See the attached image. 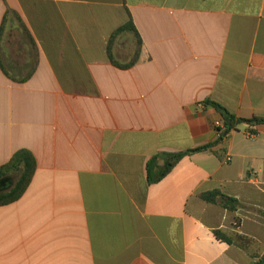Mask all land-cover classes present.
I'll list each match as a JSON object with an SVG mask.
<instances>
[{
    "label": "crops",
    "instance_id": "obj_1",
    "mask_svg": "<svg viewBox=\"0 0 264 264\" xmlns=\"http://www.w3.org/2000/svg\"><path fill=\"white\" fill-rule=\"evenodd\" d=\"M6 9L2 66L30 76L0 69V166L27 149L36 170L0 206V264H254L264 0H0V29ZM127 13L140 49L113 35ZM205 100L232 117L220 141Z\"/></svg>",
    "mask_w": 264,
    "mask_h": 264
},
{
    "label": "trees",
    "instance_id": "obj_2",
    "mask_svg": "<svg viewBox=\"0 0 264 264\" xmlns=\"http://www.w3.org/2000/svg\"><path fill=\"white\" fill-rule=\"evenodd\" d=\"M11 15H13V12L10 9H6L3 20H2L1 29H0V38L2 35V27L4 26L8 16H11ZM127 15H128L127 22L123 26H121L119 29H117L113 35H117L123 31L132 32L136 38L138 48L140 49L142 42L140 40V37H139L137 31L135 30V28L133 26V23H132L128 13H127ZM27 38L33 44L30 37L27 36ZM10 40H12V37L9 36L8 37V43H10ZM107 51H108V56H109L110 62L114 66H116L117 68L127 69L135 63L136 59L130 63L125 64V65H120L112 59V56L110 54V48H108ZM136 55H138V51H137ZM0 69L6 77H8L9 79H11L13 81H17V82H25V80L27 78H29V76H30V75H28L24 79L15 80L13 77H11V75L7 72V70L2 66L1 60H0ZM203 104L206 107L214 108L215 110H217L222 115L224 130L222 131L220 137L217 139V141H220L226 135L227 131L231 129V125H228V122L229 121L232 122V117L230 115L222 114L221 112L223 111V108L214 101L205 100L203 102ZM248 122H250V123H262L263 119H254V120L248 121ZM211 146H212L211 144H208V145H204V146L186 151L184 153H180V154H176V155L171 156L169 161L166 162L164 164V166L160 167V170H159L158 174L156 175V177L150 178L151 168L156 164L157 159H158L157 156L153 157L148 162L149 180L150 181H158V180L162 179L181 158H183L184 156H187L189 154L208 151L211 148ZM35 170H36L35 157L27 149L17 150L11 156V158L9 159V161L6 164L0 166V179H3L5 177H10L11 175H14V174L16 175V180L12 184V187L6 192H0V206L8 205V204L16 202L24 194V192L26 191L27 187L29 186V184L33 178ZM201 199L207 203L217 204L218 206H220L221 208H223L229 212L235 211L239 207V203L236 199L221 195L218 192L205 193V194L201 195ZM254 264H264V256L260 257Z\"/></svg>",
    "mask_w": 264,
    "mask_h": 264
},
{
    "label": "rangeland",
    "instance_id": "obj_3",
    "mask_svg": "<svg viewBox=\"0 0 264 264\" xmlns=\"http://www.w3.org/2000/svg\"><path fill=\"white\" fill-rule=\"evenodd\" d=\"M11 185L2 190L1 192L8 191L14 181L16 180V175H11L10 177ZM264 254V209L255 207V259L261 257Z\"/></svg>",
    "mask_w": 264,
    "mask_h": 264
},
{
    "label": "built area",
    "instance_id": "obj_4",
    "mask_svg": "<svg viewBox=\"0 0 264 264\" xmlns=\"http://www.w3.org/2000/svg\"><path fill=\"white\" fill-rule=\"evenodd\" d=\"M214 129H215V136L218 139L220 137L222 131L224 130L223 122L216 121L214 123ZM248 135H249V137H253L252 134H248Z\"/></svg>",
    "mask_w": 264,
    "mask_h": 264
},
{
    "label": "water",
    "instance_id": "obj_5",
    "mask_svg": "<svg viewBox=\"0 0 264 264\" xmlns=\"http://www.w3.org/2000/svg\"><path fill=\"white\" fill-rule=\"evenodd\" d=\"M223 114L226 115L225 111H222ZM230 121L228 122V125H230ZM11 185L10 178L5 177L3 179H0V192L6 188H8Z\"/></svg>",
    "mask_w": 264,
    "mask_h": 264
}]
</instances>
